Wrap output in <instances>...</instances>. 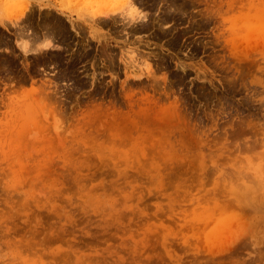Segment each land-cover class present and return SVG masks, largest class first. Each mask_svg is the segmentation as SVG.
<instances>
[{"label": "rangeland", "instance_id": "374dc122", "mask_svg": "<svg viewBox=\"0 0 264 264\" xmlns=\"http://www.w3.org/2000/svg\"><path fill=\"white\" fill-rule=\"evenodd\" d=\"M132 2L0 0V264H264V0Z\"/></svg>", "mask_w": 264, "mask_h": 264}, {"label": "bare ground", "instance_id": "6f19581e", "mask_svg": "<svg viewBox=\"0 0 264 264\" xmlns=\"http://www.w3.org/2000/svg\"><path fill=\"white\" fill-rule=\"evenodd\" d=\"M100 1H102V4L97 8V9H100L99 11H96V10H92L91 12H89V13H84L85 15L84 16H82L83 18H82V20L84 21V22H89V21H91V22H97V21H106V22H108V21H110V20H112V21H115L116 20V18H122V20L124 21L125 19H126V16H129V21H133V20H136V19H138V18H140V17H138L136 14L137 13H134L133 15L130 13L131 12V9H132V5H133V2L130 4V0H123L122 2H120V3H118V4H111L112 3V1H110V0H100ZM134 1V0H133ZM138 2H139V0H138ZM111 4V5H110ZM86 5H87V3H86ZM142 5V4H141ZM143 6V5H142ZM141 6V7H142ZM27 8H28V6H26V7H24V11L25 10H27ZM30 9V8H29ZM31 10H32V8H31ZM65 10L68 12H75V11H77L76 9H71L69 6H66V8H65ZM63 13H65V11H62ZM118 12H120L119 14H117ZM125 14V15H124ZM23 15V14H22ZM131 16V17H130ZM146 16H144V17H141V18H145ZM86 18H87V20H86ZM51 20V19H50ZM72 20V19H71ZM74 22V21H73ZM55 24V23H54ZM57 24V23H56ZM73 25V24H72ZM76 26V25H75ZM79 26L81 27V25L79 24ZM74 27V26H73ZM93 27V26H92ZM23 28V27H22ZM84 28H86V27H84ZM24 29V28H23ZM22 29V30H23ZM95 29V28H94ZM82 30V29H81ZM85 30V29H84ZM87 30V29H86ZM97 30V29H96ZM51 31V30H50ZM83 31V30H82ZM81 31V32H82ZM98 31V30H97ZM96 31V32H97ZM46 32V31H45ZM95 32V30L93 31V33ZM95 32V33H96ZM94 33V34H95ZM98 33V32H97ZM21 34V33H20ZM45 34V33H44ZM39 35V34H38ZM46 35V34H45ZM98 35V34H97ZM96 35V36H97ZM21 36V35H20ZM27 36V35H26ZM44 36V35H43ZM50 36V35H49ZM52 36V35H51ZM95 36V35H94ZM27 37H29V35L27 36ZM38 37L36 36L35 37V40L37 39ZM31 38H29V41H31L30 40ZM46 39H47V36H46ZM52 38H49V39H47V40H42V41H40V42H38L37 41V43L39 44V46H40V43L41 42H43V44H42V46L41 47H38V48H36V49H32V48H30L29 47V45L27 44V42L26 43H24V45H23V47H24V49L27 51V52H38V50H41L42 48H45V47H47L46 48V50H51V49H57V48H59V47H57L54 43H53V40H51ZM1 42V41H0ZM31 43H32V41H31ZM34 44H36V42L34 43ZM83 46V45H82ZM6 68V67H5Z\"/></svg>", "mask_w": 264, "mask_h": 264}]
</instances>
